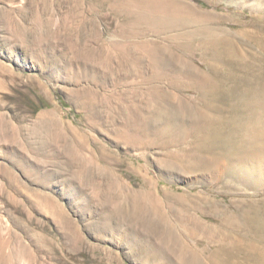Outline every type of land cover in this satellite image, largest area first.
I'll return each mask as SVG.
<instances>
[{
    "label": "rangeland",
    "instance_id": "rangeland-1",
    "mask_svg": "<svg viewBox=\"0 0 264 264\" xmlns=\"http://www.w3.org/2000/svg\"><path fill=\"white\" fill-rule=\"evenodd\" d=\"M261 4L0 0V264H176L153 231L152 212L140 219L129 213L134 196L148 211L147 197H157L165 212L169 204L177 208V198L198 193L229 210L262 199L264 191L229 189L213 172L179 169L176 143L162 146L142 134L154 91L167 94L154 112L163 102L178 117L182 103L202 101L190 83L207 64L198 47L180 48L182 40L171 39L178 31L167 30L169 12L247 30L251 47L243 43V54L264 55V30L253 23L254 15L264 20ZM180 125L177 118L171 138L182 145ZM192 213L217 223L211 213ZM194 244L205 255L215 245L205 238Z\"/></svg>",
    "mask_w": 264,
    "mask_h": 264
},
{
    "label": "bare ground",
    "instance_id": "bare-ground-1",
    "mask_svg": "<svg viewBox=\"0 0 264 264\" xmlns=\"http://www.w3.org/2000/svg\"><path fill=\"white\" fill-rule=\"evenodd\" d=\"M262 3L264 9V0ZM169 13L164 20L167 30L178 31L171 39L182 40L178 41L180 48L198 47L207 64L199 81L190 83L199 89L202 101L182 103L180 117L163 102L154 112L157 101L167 98L164 92L154 91L152 112L143 117L142 134L154 136L162 146L168 141L176 143L183 152L175 158L179 159V169L213 172L217 181L226 180L224 186L229 189L244 184L264 191V55L249 50L247 56L243 54L240 46H250L245 38L247 30L213 28L205 23L203 14L190 12L185 16L180 9ZM253 23L264 30L262 16L254 15ZM258 39L264 51V33ZM221 65L224 72L218 68ZM225 79L231 82L230 89H222ZM177 118L181 120L180 133L186 135L185 145L171 138ZM147 198L152 201V211H148L146 200L136 195L129 213L140 219L152 212L156 218L153 231L174 252L176 264H264V197L237 201L235 210H229L198 193L190 200L177 198V208L169 204L167 212L157 197ZM192 210L217 216V223L200 222ZM197 238L215 243L208 254L194 244Z\"/></svg>",
    "mask_w": 264,
    "mask_h": 264
}]
</instances>
